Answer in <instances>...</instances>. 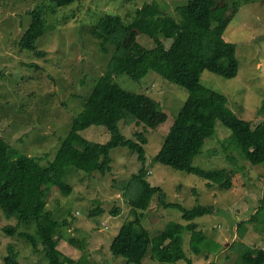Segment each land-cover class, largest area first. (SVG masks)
<instances>
[{"label":"rangeland","instance_id":"1","mask_svg":"<svg viewBox=\"0 0 264 264\" xmlns=\"http://www.w3.org/2000/svg\"><path fill=\"white\" fill-rule=\"evenodd\" d=\"M222 1V0H220ZM190 0H77L69 7L57 9L50 0H0V136L22 153L38 157L42 165L56 156L62 140L70 131L73 117L84 106L95 81L105 74L113 55V46L103 52L94 33L96 24L108 14L121 15L132 22L137 10L145 4L159 6L161 16L181 23L180 11ZM40 7L47 18L48 32L34 51L21 50L18 42L30 24V11ZM179 7V8H178ZM238 12L231 19L225 39L237 45L240 71L228 78L204 71V86L227 97L229 108L240 118L257 124L264 121V0H239ZM138 42L149 48L151 39L139 35ZM170 48L172 40L165 41ZM34 64V66H30ZM116 82L125 90L155 98L168 115L165 124L154 130L135 123H120L122 133L130 139L144 131L145 168L148 181L167 193V200L191 209L197 205H215L217 210L197 218L208 237L222 244L217 252L207 249L201 255L190 249V233L184 234V249L194 264H242L239 256L247 249H264V222H246L257 212L264 197V165H252L234 148L231 131L217 122L216 131L207 140L193 165L204 169H227L232 188L208 185L204 178L177 170L155 161L171 127L188 98V91L167 81L151 70L141 81L120 74ZM105 143L110 133L103 126H92L82 134ZM229 147H232L229 149ZM112 170L89 174L68 168L64 182L72 191L65 195L56 188L49 197L47 210L60 222L68 221L57 235L58 248L64 256L83 260L85 264H126L110 251V245L123 224L133 219L129 199L136 194L134 175L143 166L127 147L110 152ZM232 157L233 161L229 159ZM97 208L103 213L92 215ZM114 208L120 213L114 214ZM151 213L161 224L173 220L187 224L177 208H164L157 199ZM17 217L8 219L0 210V264H5L8 245L14 244L21 264H48L41 244L37 250L30 240L9 236L4 228L16 226ZM20 230L36 236L34 224H21ZM78 239L79 245L69 243ZM150 256V254H149ZM146 264H161L148 260ZM175 264H186L184 260Z\"/></svg>","mask_w":264,"mask_h":264},{"label":"trees","instance_id":"2","mask_svg":"<svg viewBox=\"0 0 264 264\" xmlns=\"http://www.w3.org/2000/svg\"><path fill=\"white\" fill-rule=\"evenodd\" d=\"M50 1L55 8L62 9L77 0ZM238 8L239 0H190L180 9L181 23L161 16L159 6L148 3L137 10L129 23L121 15L102 17L94 33L101 40L103 52L109 51L108 45L113 46L112 58L105 74L95 81L85 98L83 109L73 117L70 131L55 158L42 165L38 157L22 153L0 136V210L8 219H18L16 226L8 225L4 231L9 236L19 235L30 240L36 250L41 244L48 264H85L83 260L64 256L58 248L57 235L68 221L54 218L46 209L48 199L53 194L52 188L65 195L71 193V185L64 182L69 167L89 174L111 171L110 152L120 146L127 147L143 166L133 177L137 185L136 194L129 199L133 219L119 229L110 245L112 254L122 257L126 264H146L148 260L161 264L184 260L186 264H194L184 249L186 232L190 233L189 244L194 254L201 255L205 249L209 253L220 250L222 244L208 237L199 223L194 222L199 217L214 214L215 205L185 208L169 202L164 189L148 181L149 171L145 168L148 138L144 131L136 132L133 139L127 138L120 123L159 130L168 115L155 98L125 90L116 82V77L125 73L141 81L154 70L167 81L186 89L188 98L155 161L196 174L210 186L217 184L222 189H231L233 179L227 169L208 170L194 166L193 162L215 134L217 122H221L231 131L229 140L245 160L255 166L264 165V121L254 124L238 117L229 108L226 96L201 82L206 70L228 78L238 75L237 45L225 39L226 29ZM47 32V18L40 7L31 10L30 24L18 42L19 48L44 55L37 49V43ZM141 34L151 39L149 48L138 42ZM169 39L172 44L167 48L165 41ZM261 110L264 113V100ZM92 126L105 127L111 135L110 140L96 142L82 134ZM155 198L161 207L179 209L187 224L170 219L161 224L156 213L150 212ZM100 213L103 209L92 211V215ZM113 213H120V209L114 208ZM258 217L264 222V197L257 212L250 220L240 222L239 229L244 230L246 222L258 223ZM21 224H34L36 236L20 230ZM69 243L79 245L74 237L69 238ZM239 261L264 264V249H247L239 256ZM5 264H21L12 243L8 245Z\"/></svg>","mask_w":264,"mask_h":264}]
</instances>
